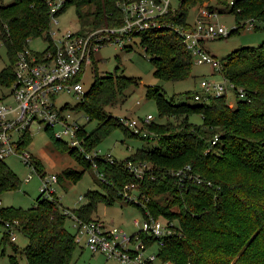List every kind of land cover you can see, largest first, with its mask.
Listing matches in <instances>:
<instances>
[{"label":"trees","instance_id":"1","mask_svg":"<svg viewBox=\"0 0 264 264\" xmlns=\"http://www.w3.org/2000/svg\"><path fill=\"white\" fill-rule=\"evenodd\" d=\"M117 1L66 0L58 16L74 6L78 21L85 28L80 33L119 26L123 19ZM205 1L180 0L177 10H170L161 19L167 28L137 34L154 67L155 78L174 82L189 77L193 57L175 28L191 29L187 11ZM230 2L236 25L229 35L247 23L264 31V0ZM218 3L224 4L225 0ZM48 26L49 8L45 0L0 3V44L10 60V65L0 71V84L12 83L17 54L28 48L30 40L43 36ZM92 64L94 81L76 106L88 121L98 122L93 132L81 131L85 152L95 151L114 129H121L128 137L156 139L157 147L138 149L123 161L104 160L102 156L89 161L47 132L54 145L67 151L82 168L80 172L64 170L57 174V184L62 181L75 184L84 172L92 170L104 190V193L88 192L87 204L70 212L89 222L94 220L90 216L96 204L110 206L123 200L139 208L142 214L147 211L153 218L175 221L178 235L167 239L160 250L163 263L264 264V42L235 50L220 62V76L234 86V106L228 105L225 95L197 104H175L165 100L161 88L148 87L146 97L155 101L164 122H151L146 126L145 136L123 129L119 119L106 110L115 104L120 93L137 82L112 75L99 76L96 61ZM238 89L243 90L244 99L238 98ZM192 115L200 116L201 124L191 123ZM29 141L26 134L22 147L26 148ZM31 163L44 178L45 169L32 154ZM129 163H145L150 169L142 179H137L129 172ZM186 167L190 168L191 178L188 174L183 176ZM179 170L182 175L177 177L175 173ZM20 184L11 169L0 162V195L17 190ZM127 185H133L129 194L136 193L143 205L123 198ZM37 202L36 207L28 210H0V227L17 221L18 231L28 240L20 251L12 245L10 264H17L19 254L27 264H73L77 248H84L76 244L65 228L67 210L53 193L48 197L40 193ZM7 243L12 244L3 230L0 247Z\"/></svg>","mask_w":264,"mask_h":264},{"label":"built area","instance_id":"2","mask_svg":"<svg viewBox=\"0 0 264 264\" xmlns=\"http://www.w3.org/2000/svg\"><path fill=\"white\" fill-rule=\"evenodd\" d=\"M45 1L49 8V26L43 36L37 38L44 42L45 48L40 52L26 48L17 54L13 65V81L8 86L10 94L0 98V162L16 157L33 171L35 169L31 163V153L22 147L31 128L44 129L55 140L83 154L86 160L93 161V158L100 156L94 151L85 152L81 136L83 126L75 112L76 106L65 103L58 107L57 98L60 95H70L82 100L87 92L82 79L99 49L106 44L124 46L137 34L167 28L161 19L173 9L171 0H118L117 7L123 19L121 25L80 33L62 31L58 27V12L66 0ZM216 18V13L201 8L191 29L175 30L196 64H209L219 73L220 62L214 60L202 46L205 41L223 38L230 33L214 21ZM225 83L231 88L234 87L225 79L220 83L201 80L199 91L194 92L193 100L208 102L212 97L227 96ZM238 92V98L244 99L243 90L238 89ZM228 105L231 107L233 104ZM84 118L88 121L87 116ZM152 119L151 115H147L142 120L120 118L119 122L123 128L134 134L145 136L146 126ZM102 157H106L104 160H112L110 156ZM149 169V165L145 163L128 164L129 172L137 179H142L144 172ZM184 171L183 176L188 174L187 177L191 178L188 173L190 168L186 167ZM180 175V170L175 173L177 177ZM30 178L28 176L27 180ZM42 179L40 193L49 196L53 193L51 186L57 184L56 175L50 174ZM133 188V185L125 186L123 198L140 205L137 196L129 194ZM78 200H82V197ZM1 205L0 200V210ZM65 214L72 221L76 244L92 254H100L106 260H115L118 264H169L163 263L159 254L165 241L178 235L175 221L156 219L145 211L142 221L133 222L137 231L129 235L124 230L106 225L100 220L83 222L68 210ZM3 230L10 241L14 242L16 233L19 232L17 221L5 223Z\"/></svg>","mask_w":264,"mask_h":264},{"label":"rangeland","instance_id":"3","mask_svg":"<svg viewBox=\"0 0 264 264\" xmlns=\"http://www.w3.org/2000/svg\"><path fill=\"white\" fill-rule=\"evenodd\" d=\"M231 0H225L224 4L218 3V0H207L199 6L188 9L187 21L193 26L198 10L206 8L212 13L217 14L216 20L219 25L226 28L228 31L235 27L234 16L230 13ZM14 0H0L3 5L13 3ZM172 8L177 10L180 0H171ZM210 6L212 9L208 8ZM58 27L62 31L70 30L78 32L82 24L78 21L74 6H69L63 13L58 16ZM264 42V31L259 26L255 29L253 25L247 23L243 29H239L236 33L223 38L205 41L203 43L204 50L214 58L221 62L227 55L243 47H257ZM28 48L34 52H40L45 48L44 42L32 39L28 42ZM96 69L99 76L112 75L116 77H124L134 79L137 85L130 87L123 93H120L114 105L106 108L115 118H126L142 120L147 115L152 116L153 123H163L164 119L159 117L156 103L153 99L146 97L148 87H159L162 90L163 96L167 102L175 104L189 103L197 104L192 99V94L199 91L201 80L206 79L211 82H223V78L216 69L209 64L198 65L192 62L190 75L187 79L181 81H162L154 77V67L140 46V40L134 37L132 41L126 42L124 46L116 44H106L101 47L95 56ZM10 65L9 57L6 55V50L0 44V71ZM93 64L87 66L84 73L82 84L85 90H89L93 81ZM227 101L235 105L234 89L227 83ZM10 88L7 85L0 84V98L8 97ZM187 94L189 98L186 97ZM81 98L70 95H60L57 98L56 105L58 107L68 103L72 107L80 104ZM80 117L79 122L82 124L86 133L93 132L98 122L86 121L83 111H75ZM189 121L194 125L201 124V118L198 115L189 117ZM125 129V128H123ZM148 131V130H147ZM30 141L26 148L28 151L39 159L45 169L46 177L50 174H59L64 170H74L80 172L82 168L68 154L67 151L58 149L49 139L47 132L44 129L37 130L31 128L29 132ZM157 147L156 139H140L136 137H128L121 129L111 131L101 144L95 149V153L100 156H110L116 161H123L133 155L138 149H152ZM106 158V157H105ZM4 163L20 180V187L17 190L6 192L0 195L1 208H12L16 210H28L37 205V200L42 187V179L31 167L24 165L18 158L11 157L4 160ZM31 178L27 180V177ZM100 178L94 171L89 170L84 172L82 178L75 184L69 181H62L60 184L52 185L54 197L65 210H74L87 204L86 194L90 191L104 193L100 186ZM136 196V193H132ZM48 197V195H44ZM82 200H78L79 197ZM140 203L143 202L140 201ZM137 204V203H136ZM91 219L100 220L104 224L114 226L124 230L127 234H134L137 229L134 227L135 220L142 221L143 214L139 208L126 203V201H117L112 205L107 206L103 203L95 205L91 213ZM66 230L74 236L75 230L70 218L65 222ZM3 228L0 227V239L2 237ZM7 243L0 247V264H10L9 256L13 255L12 245L19 251L27 246L28 240L20 232L16 233V240ZM73 264H118L115 260H106L100 254H92L88 250L77 248L73 256ZM17 264H27L25 257L17 255Z\"/></svg>","mask_w":264,"mask_h":264}]
</instances>
